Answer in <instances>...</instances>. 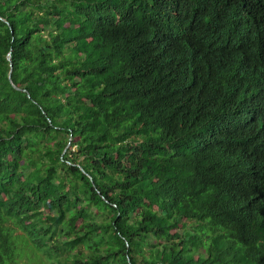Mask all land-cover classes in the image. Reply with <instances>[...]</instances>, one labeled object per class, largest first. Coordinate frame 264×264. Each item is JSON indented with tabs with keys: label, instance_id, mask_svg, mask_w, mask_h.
I'll use <instances>...</instances> for the list:
<instances>
[{
	"label": "trees",
	"instance_id": "16d2710c",
	"mask_svg": "<svg viewBox=\"0 0 264 264\" xmlns=\"http://www.w3.org/2000/svg\"><path fill=\"white\" fill-rule=\"evenodd\" d=\"M252 78L264 0H0V264H264Z\"/></svg>",
	"mask_w": 264,
	"mask_h": 264
},
{
	"label": "clouds",
	"instance_id": "9594fccd",
	"mask_svg": "<svg viewBox=\"0 0 264 264\" xmlns=\"http://www.w3.org/2000/svg\"><path fill=\"white\" fill-rule=\"evenodd\" d=\"M256 74V73H255ZM256 93L259 95L260 100H261V105H262V109L261 111H264V82L257 80L256 78H252V81L249 83L248 88L245 89L244 93H242L241 96V103H242V99L250 94V93ZM244 105V103H242V106ZM247 120V119H246Z\"/></svg>",
	"mask_w": 264,
	"mask_h": 264
},
{
	"label": "water",
	"instance_id": "95a60500",
	"mask_svg": "<svg viewBox=\"0 0 264 264\" xmlns=\"http://www.w3.org/2000/svg\"><path fill=\"white\" fill-rule=\"evenodd\" d=\"M8 60L11 62V68L13 67L12 65V60H11V55L9 54ZM12 72V71H11ZM11 72H10V78H11ZM12 82V81H11Z\"/></svg>",
	"mask_w": 264,
	"mask_h": 264
},
{
	"label": "rangeland",
	"instance_id": "374dc122",
	"mask_svg": "<svg viewBox=\"0 0 264 264\" xmlns=\"http://www.w3.org/2000/svg\"><path fill=\"white\" fill-rule=\"evenodd\" d=\"M44 262H45V264H47V263H48V262H46V261H45V259H44Z\"/></svg>",
	"mask_w": 264,
	"mask_h": 264
}]
</instances>
